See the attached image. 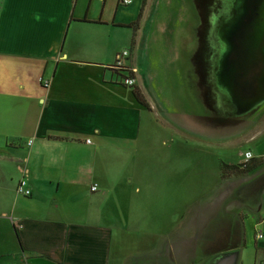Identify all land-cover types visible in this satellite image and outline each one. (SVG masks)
Wrapping results in <instances>:
<instances>
[{
  "label": "crops",
  "instance_id": "0c3cea01",
  "mask_svg": "<svg viewBox=\"0 0 264 264\" xmlns=\"http://www.w3.org/2000/svg\"><path fill=\"white\" fill-rule=\"evenodd\" d=\"M151 1L0 0V264L264 258L256 230L264 227V101L229 108L222 122L220 111L215 122L204 118L198 43L193 34H169V20L158 17L141 36ZM124 49L137 69L134 88L109 68ZM240 122L246 147L221 159L215 151ZM187 137L206 139L213 162L189 168ZM248 150L260 164L223 175ZM198 169L207 177L189 195V170ZM22 178L29 197L17 192Z\"/></svg>",
  "mask_w": 264,
  "mask_h": 264
},
{
  "label": "rangeland",
  "instance_id": "374dc122",
  "mask_svg": "<svg viewBox=\"0 0 264 264\" xmlns=\"http://www.w3.org/2000/svg\"><path fill=\"white\" fill-rule=\"evenodd\" d=\"M255 0H173L170 2V6L163 5L162 0H152L150 7L147 11L145 19H143V26L140 31L141 36H148L151 33V21L158 17V20L168 19L166 24L167 32L169 34L183 33L193 34L199 48V92L203 90V103L201 102V109L203 105L205 107L203 111L204 118L209 119L211 122H215L222 112L228 111V109H239L240 105L233 101L227 91L230 89L228 71L232 75V68L230 62L233 61L230 56L225 62V50L227 47L226 39L222 38V32L226 30L228 25L226 36L230 39H234L238 35L237 28L245 25V31L247 30V24L252 23V11ZM244 15V16H243ZM243 16V17H242ZM242 17V19H238ZM254 21V19H253ZM255 24V22H253ZM244 29V28H243ZM122 34L127 37V30L123 29ZM197 35V36H196ZM197 37V38H196ZM232 64V63H231ZM236 83H233L235 86ZM220 94V100H216V95H212V90ZM225 89V90H224ZM219 103L220 105H218ZM246 103V102H245ZM218 111L220 113L218 114ZM226 113V112H225ZM223 113V114H225ZM146 123V120H145ZM218 124V123H216ZM243 122L233 124L237 125L236 129H233L229 134L228 145L225 148H220L219 151H215L221 159L232 161L235 160L239 150H243L246 147V143L243 139L244 125ZM229 127V125H227ZM232 128V127H231ZM170 129V128H169ZM169 136H176L173 130H169ZM177 137V136H176ZM178 140V139H177ZM187 147V163L189 168L199 164L200 161H204L205 164L213 162L212 154L209 152L206 139L203 137L197 140L191 137L185 138ZM172 146L178 144V141H170ZM182 145H184V138H182ZM141 154H143V162H146L148 153V138L146 132L141 136ZM183 148V146H182ZM206 152H209L206 154ZM218 152V153H217ZM215 155V154H214ZM149 157V156H148ZM206 168V165L204 166ZM205 170V169H204ZM199 169L195 171L189 170L188 177V194H194L197 188L199 178H206L207 176L199 175ZM202 173V172H201ZM146 177V175H145ZM264 231V227L256 228V230ZM256 230L251 228L248 231V238L253 247V240ZM264 233V232H263ZM247 259L252 258V250L247 251Z\"/></svg>",
  "mask_w": 264,
  "mask_h": 264
},
{
  "label": "water",
  "instance_id": "95a60500",
  "mask_svg": "<svg viewBox=\"0 0 264 264\" xmlns=\"http://www.w3.org/2000/svg\"><path fill=\"white\" fill-rule=\"evenodd\" d=\"M254 4L253 6L252 3L251 9H249V11L253 10L252 27L247 26V28L255 29L251 38L247 36L245 25L241 27V30L240 27L237 28L238 35L234 39H230L224 34L228 25L222 32V38L224 37L227 43L225 62L227 63L226 59L230 56L233 59L230 62L232 75L230 70L227 75L230 89L224 90L230 94L233 101L243 108H250L264 101V0H255ZM242 17L238 19L240 20ZM233 83H236L235 86ZM245 99H247L246 104Z\"/></svg>",
  "mask_w": 264,
  "mask_h": 264
},
{
  "label": "built area",
  "instance_id": "2783aa9c",
  "mask_svg": "<svg viewBox=\"0 0 264 264\" xmlns=\"http://www.w3.org/2000/svg\"><path fill=\"white\" fill-rule=\"evenodd\" d=\"M121 4L123 5H127L130 4L132 2V0H120ZM130 50L129 49H124L121 52H119L116 56V59L114 61V63L112 65H110V69L111 70H117L119 71V73H121V83L127 87H131L134 88L136 85V81H135V76H132L131 74H129V72H127V70H131L134 72H136L137 69H135L134 67H132L128 61L129 57H130ZM41 82H43L45 84V86L49 85V81H45L43 78L40 79ZM32 141L29 143L31 144ZM254 158V154L252 151L248 150L244 153V159L241 162V166L243 168H245L250 162L251 160ZM98 187L97 185L92 187V190H97ZM17 192L20 195L29 197L32 195V189L29 187V183L28 180L26 178H22L18 185H17ZM257 237L262 239L264 237V234L262 231H260L257 234ZM259 264H264V258L261 259V261L259 262Z\"/></svg>",
  "mask_w": 264,
  "mask_h": 264
},
{
  "label": "trees",
  "instance_id": "16d2710c",
  "mask_svg": "<svg viewBox=\"0 0 264 264\" xmlns=\"http://www.w3.org/2000/svg\"><path fill=\"white\" fill-rule=\"evenodd\" d=\"M146 4V0H143V7H144V5ZM143 7H142V9H141V13H140V16H139V18L142 16V10H143ZM110 68V67H109ZM113 71H115V72H117L120 76L122 75L121 73H119V71H117V70H114L113 69ZM127 72H129V74H131L132 76H135V74H134V72L133 71H131V70H127ZM135 93H136V96H137V98L139 99V101L142 103V104H146V101H145V99H144V97L142 96V95H140L138 92H136L135 91ZM260 163L258 162L257 164L255 163V164H251V162L245 167V168H243L242 166H241V164H238V165H232V166H230V165H223V175L226 173V168L227 169H233L235 172L234 173H239V174H242V173H245V172H248V171H250L252 168H254V167H257L258 165H259ZM225 167V168H224Z\"/></svg>",
  "mask_w": 264,
  "mask_h": 264
},
{
  "label": "flooded vegetation",
  "instance_id": "af4514ba",
  "mask_svg": "<svg viewBox=\"0 0 264 264\" xmlns=\"http://www.w3.org/2000/svg\"><path fill=\"white\" fill-rule=\"evenodd\" d=\"M248 25H249L250 27H252V24H251V22H250V23H248V24H247V26H248ZM248 29H249V30H248ZM253 30H255V29H254V28H247V30H246V33H247V36H248V38H251V37H252V35H253V33H252V32H253ZM259 85H260V84H259ZM260 87H261V86H260ZM246 95H247V94H246ZM249 99L251 100V99H252V97H251V98H249ZM249 99H248V100H249ZM245 102L247 103V99H245ZM239 103L241 104V101H239ZM246 103H245V104H246ZM245 104H244V105H245Z\"/></svg>",
  "mask_w": 264,
  "mask_h": 264
}]
</instances>
